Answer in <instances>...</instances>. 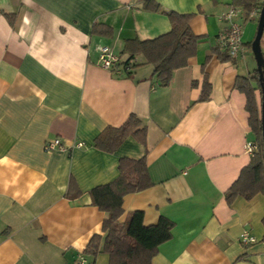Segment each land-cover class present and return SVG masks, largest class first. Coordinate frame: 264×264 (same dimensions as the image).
Listing matches in <instances>:
<instances>
[{
    "label": "crops",
    "instance_id": "obj_1",
    "mask_svg": "<svg viewBox=\"0 0 264 264\" xmlns=\"http://www.w3.org/2000/svg\"><path fill=\"white\" fill-rule=\"evenodd\" d=\"M234 1L0 0V264H76L102 235L105 213L89 192L117 178L121 158H144L152 186L124 196L119 221L139 210L146 226L161 216L174 223L152 264H264V194L230 205L225 198L255 155L246 143L258 151L237 82L257 69L259 5L249 13L238 6L243 50L231 58L219 36ZM169 12L191 14L199 41L160 87L142 55L124 69L123 48L169 32ZM102 46L119 58L117 71L99 65ZM260 48L264 58V31ZM204 77L210 94L199 101ZM131 114L146 128L144 142L128 136L113 152L95 146ZM53 139L65 149L45 151ZM245 231L254 243L240 242ZM84 257L111 264L107 253Z\"/></svg>",
    "mask_w": 264,
    "mask_h": 264
},
{
    "label": "trees",
    "instance_id": "obj_2",
    "mask_svg": "<svg viewBox=\"0 0 264 264\" xmlns=\"http://www.w3.org/2000/svg\"><path fill=\"white\" fill-rule=\"evenodd\" d=\"M263 3L264 1L259 3L258 0H235L233 5L240 6L249 13L257 5L261 9ZM143 6L152 10L159 9L158 5L150 4L149 1H145ZM167 15L171 25L169 32L149 40L128 39L123 48V53L128 55L127 61L122 63L124 69L127 71L128 68L135 67L136 55H142L146 63L153 66L152 76L160 87H167L173 72L187 65L188 59L195 55L199 41V37L192 33L189 26L191 14L169 12ZM100 27L94 25L93 30L99 32ZM261 74L256 69L249 79L237 82L239 90L246 97L248 124L257 135L258 151L226 192L228 205L238 195L250 199L257 193L264 194L262 109L259 116L254 94L258 89L262 105L263 68ZM251 82H255L257 88L253 87ZM209 94L210 84L204 77L199 101L207 100ZM145 134L146 128L141 120L131 114L120 127L105 128L95 138L94 143L100 150L113 152L126 137L133 136L144 142ZM118 170L119 174L114 181L97 186L89 192L92 204L105 213V218L102 235H93L82 255L94 257L98 253H107L111 264H152V258L157 253L158 247L172 237L174 223L161 216L155 224L146 226L143 222V212L139 210L132 211L125 222H120L124 196L145 190L152 186V182L144 158L138 160L121 158L118 162Z\"/></svg>",
    "mask_w": 264,
    "mask_h": 264
},
{
    "label": "built area",
    "instance_id": "obj_3",
    "mask_svg": "<svg viewBox=\"0 0 264 264\" xmlns=\"http://www.w3.org/2000/svg\"><path fill=\"white\" fill-rule=\"evenodd\" d=\"M253 12V11H252ZM251 12V13H252ZM242 13V10L238 6H230L228 11L223 14L221 20L224 21L226 27L224 31L219 36V43L224 47L227 55L231 58L238 56L243 50L242 46V25L237 21V18ZM251 14L249 15V17ZM99 65L109 71H117L116 68L120 65L119 58L112 52L109 46H102L99 49ZM78 147L82 146V143L77 144ZM64 150L65 146L61 143L59 139H53L45 143L44 150ZM245 151L248 154L253 155L256 152V146L252 143H246ZM255 238L248 232L245 231L240 236V242L243 244L254 243ZM76 264H89L85 259L84 255L80 254L77 258Z\"/></svg>",
    "mask_w": 264,
    "mask_h": 264
},
{
    "label": "water",
    "instance_id": "obj_4",
    "mask_svg": "<svg viewBox=\"0 0 264 264\" xmlns=\"http://www.w3.org/2000/svg\"><path fill=\"white\" fill-rule=\"evenodd\" d=\"M264 31V3L260 9L259 17H258V25H257V32L255 35L254 40L251 43V49L253 56L255 58L257 64V70L261 74V69H264V60L262 58L261 48H260V39ZM262 78V74H261ZM262 145H263V159H264V81L262 82Z\"/></svg>",
    "mask_w": 264,
    "mask_h": 264
},
{
    "label": "rangeland",
    "instance_id": "obj_5",
    "mask_svg": "<svg viewBox=\"0 0 264 264\" xmlns=\"http://www.w3.org/2000/svg\"><path fill=\"white\" fill-rule=\"evenodd\" d=\"M259 12H260V9H259Z\"/></svg>",
    "mask_w": 264,
    "mask_h": 264
}]
</instances>
